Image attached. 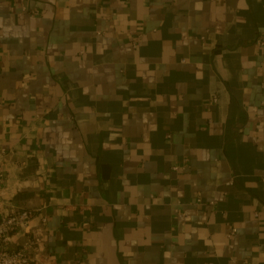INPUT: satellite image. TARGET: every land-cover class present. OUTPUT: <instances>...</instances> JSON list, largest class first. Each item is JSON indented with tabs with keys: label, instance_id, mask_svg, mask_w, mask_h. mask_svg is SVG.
<instances>
[{
	"label": "crops",
	"instance_id": "0c3cea01",
	"mask_svg": "<svg viewBox=\"0 0 264 264\" xmlns=\"http://www.w3.org/2000/svg\"><path fill=\"white\" fill-rule=\"evenodd\" d=\"M0 171L41 264H264V0H0Z\"/></svg>",
	"mask_w": 264,
	"mask_h": 264
},
{
	"label": "built area",
	"instance_id": "2783aa9c",
	"mask_svg": "<svg viewBox=\"0 0 264 264\" xmlns=\"http://www.w3.org/2000/svg\"><path fill=\"white\" fill-rule=\"evenodd\" d=\"M216 102L217 99L214 97L209 103L215 105ZM197 202H200V199H197ZM32 217L33 213L30 210L12 211L0 217V264H41L44 262L46 259L44 253L46 219L43 218L40 224L32 226L30 224ZM235 231L232 229L229 236Z\"/></svg>",
	"mask_w": 264,
	"mask_h": 264
}]
</instances>
